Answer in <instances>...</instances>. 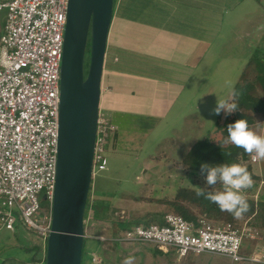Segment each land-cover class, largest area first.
Returning <instances> with one entry per match:
<instances>
[{
    "label": "built area",
    "instance_id": "obj_1",
    "mask_svg": "<svg viewBox=\"0 0 264 264\" xmlns=\"http://www.w3.org/2000/svg\"><path fill=\"white\" fill-rule=\"evenodd\" d=\"M69 1L0 2L6 13L0 44V236L23 222L47 243L52 229ZM119 131L100 113L93 177L107 170ZM117 240L152 244L164 253L174 250L181 258L206 254L233 263L262 261L259 255H244V233L234 224L194 223L175 214L165 215L162 224L121 231Z\"/></svg>",
    "mask_w": 264,
    "mask_h": 264
},
{
    "label": "crops",
    "instance_id": "obj_2",
    "mask_svg": "<svg viewBox=\"0 0 264 264\" xmlns=\"http://www.w3.org/2000/svg\"><path fill=\"white\" fill-rule=\"evenodd\" d=\"M114 1L100 103V113L120 127L113 152L119 143V154H128V145H132L128 142L136 137L139 126L148 123L162 126L170 118H174V132L184 123L183 129L195 130L188 133L197 138L196 130L203 127L204 119L199 115L190 118L200 110L193 101L207 99L213 89L204 90V86L217 84L216 80L222 77L223 71L228 78L232 72L231 61L208 60L207 54L220 45L230 44L229 38L244 22L246 26L243 28H252L255 35L262 38L258 45L263 52L264 0ZM5 21L6 16L0 40L5 31ZM249 33L247 31L246 36ZM248 61L242 62L239 79ZM205 70H209L212 76L207 81L204 80ZM235 77L233 72V84ZM189 122L191 124L188 125ZM187 139L185 135L183 140ZM260 161L252 163L250 159L246 166L250 165L258 177L254 181L253 197L264 200V175L253 169V164ZM251 219L248 225L256 218ZM256 247L253 254L264 257V250Z\"/></svg>",
    "mask_w": 264,
    "mask_h": 264
},
{
    "label": "rangeland",
    "instance_id": "obj_3",
    "mask_svg": "<svg viewBox=\"0 0 264 264\" xmlns=\"http://www.w3.org/2000/svg\"><path fill=\"white\" fill-rule=\"evenodd\" d=\"M2 1L0 0V2ZM5 16V11H0V34ZM240 25L234 36L229 38L230 44L220 45V48L211 54H207L208 60L223 63L224 61H231L232 72L230 71L228 78L224 76L226 72L223 71L222 77L216 80L217 84L204 86V90L212 91L213 89L207 99L201 102L198 101L199 99L193 101V105H196L200 110L190 118L199 115V118L204 119L203 127L200 126L196 130L197 138L194 134L188 133L195 130L183 129L185 128L184 123L174 132L175 129L172 127L174 118H170L167 124L162 126H158L156 123H148L143 127L139 126L136 137L132 141L128 140V143H132L131 146L128 145L130 148L126 151L128 154H119L118 143V149L115 153L108 155L107 170L93 177L92 201L107 206L108 213L106 222H102L93 219L92 211L88 212L85 248L87 254H84V259L86 260V256L92 258L93 255L97 258L95 261L92 258V262L88 261V264H123L124 259L129 256L135 258L134 264H264V257H259L262 258L260 263H233L227 257L206 254L181 258L174 250L168 254L164 252L157 254L158 249L152 244H119L117 240L121 232H118L117 222L131 220L133 224H142L146 221H159L165 215L175 214L196 221L204 219L215 225L232 223L244 233L243 251L245 254L249 257L255 256L253 252L257 249L256 245L260 251L261 249L264 250V227L261 218L255 219V222L251 221L248 225V221L252 219H247L245 216L237 219L226 214L207 215L197 205L180 197L183 190L193 192L203 187L205 183L200 174L193 173L192 175L188 167L184 166L183 161L189 153L188 149L206 136L205 130H212L215 127L217 116L210 115L209 109L215 105L218 97L220 99L229 97L225 96L229 93L227 82L231 81L233 84V72L236 76L233 85H236L242 62L245 59L248 61L260 51L258 44L262 38L259 39L252 28H243L246 26L245 22ZM247 31H250L249 36H246ZM261 54L264 55V48ZM88 55L87 51L85 72H87ZM209 70H205V81L212 77ZM257 73L254 71L249 79H254ZM257 85L258 91L262 93V87ZM254 118L257 122L254 130L258 134L264 135L262 116L254 115ZM189 124L191 123L189 122ZM185 135L190 140L184 141ZM253 169L254 172L264 175V159H261L259 164H253ZM186 172L187 176L185 175ZM253 187L244 190L246 197H253L252 193L255 189ZM254 199L259 200L258 196ZM153 224L156 223L153 222ZM46 252L47 243L39 239L23 222L17 223L15 232L5 231L0 236V258L6 264H46ZM34 259L37 262L41 261L34 263Z\"/></svg>",
    "mask_w": 264,
    "mask_h": 264
},
{
    "label": "water",
    "instance_id": "obj_4",
    "mask_svg": "<svg viewBox=\"0 0 264 264\" xmlns=\"http://www.w3.org/2000/svg\"><path fill=\"white\" fill-rule=\"evenodd\" d=\"M114 5V0L69 1L61 68L57 179L46 264H82L85 213L93 181L101 85ZM237 119L255 124L242 112L237 113Z\"/></svg>",
    "mask_w": 264,
    "mask_h": 264
},
{
    "label": "trees",
    "instance_id": "obj_5",
    "mask_svg": "<svg viewBox=\"0 0 264 264\" xmlns=\"http://www.w3.org/2000/svg\"><path fill=\"white\" fill-rule=\"evenodd\" d=\"M5 33V31H4ZM3 36V35H2ZM1 41V40H0ZM259 53H255L248 61L245 69L243 70L238 83L235 85V89L241 93V95L235 98V102L238 103L242 111H237L233 115L225 116L223 113L217 117L215 127L206 134V136L199 140L192 148L191 151L187 154L186 158L183 161L184 166L188 167L189 171L197 174H200V168L203 163H207L210 165L222 164V163H241L246 166V163L249 162L251 156L243 151L241 148H237L234 145L228 144L224 145L223 142L227 138V125L230 123H234L237 121V113L242 112L245 114L250 120H254V115H261L264 120V55ZM89 54V49H88ZM87 64L89 65V55ZM88 69V66H87ZM254 71L260 72V74H256L254 79H249L254 74ZM262 87V93L258 91V85ZM222 145V147L220 146ZM247 168L250 173H252L253 180H258V177L253 173L252 167L247 165ZM92 186L89 194L88 204L85 213V234H87V215L89 211L93 213V219L97 221L106 222L108 207L99 205L92 201ZM181 198H185L189 200L194 205H197L200 209L204 211L207 215H231L228 212H222L216 204L211 203L206 200L204 197H197L196 191L189 192V190H183L180 193ZM249 204L250 210L245 213L247 219L256 218L262 219V226L264 227V200L259 198V200H255L251 197H246ZM43 206H46V203H42ZM184 217L186 220L196 223V220H191L189 218ZM164 217H162L159 221H146V223H142L146 226L153 224H162ZM141 223L133 224L131 220L124 222H117L116 227L119 231H126L135 226L140 225ZM86 241L85 238L84 249H83V260L82 264H88V261L92 262L91 256H86V260L84 259V254L86 252ZM157 254H163L162 251L158 250ZM46 259V258H45ZM43 259V261H45ZM34 263L37 262L36 259L33 260ZM0 264H6L5 261L1 260Z\"/></svg>",
    "mask_w": 264,
    "mask_h": 264
},
{
    "label": "clouds",
    "instance_id": "obj_6",
    "mask_svg": "<svg viewBox=\"0 0 264 264\" xmlns=\"http://www.w3.org/2000/svg\"><path fill=\"white\" fill-rule=\"evenodd\" d=\"M229 97L220 99L218 96L215 105L209 109L210 115L225 116L233 115L242 111L235 98L241 93L235 89L231 81L227 82ZM255 125H250L248 120L239 119L227 125V138L224 145H234L249 154L252 160L264 159V135L254 130ZM222 147V145H220ZM191 151V149H188ZM200 175L205 183L203 187L196 190L197 197L216 204L222 212L231 213L234 218H241L250 210V204L244 194L245 189L253 187L252 173L247 166L241 163H222L210 165L203 163ZM134 257H127L123 264H134Z\"/></svg>",
    "mask_w": 264,
    "mask_h": 264
}]
</instances>
